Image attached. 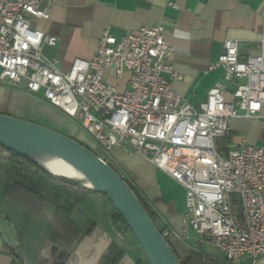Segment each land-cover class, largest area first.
I'll list each match as a JSON object with an SVG mask.
<instances>
[{
	"label": "built area",
	"instance_id": "2783aa9c",
	"mask_svg": "<svg viewBox=\"0 0 264 264\" xmlns=\"http://www.w3.org/2000/svg\"><path fill=\"white\" fill-rule=\"evenodd\" d=\"M42 2L0 0V80L13 87L24 82L28 93H42L51 106L77 119L108 164L115 148L128 147L180 184L186 224L228 264L264 257V147L242 140L224 157L215 146L231 134L232 119L255 118L264 107V39L258 53L244 60L237 41H223V52L210 67L223 69L222 81L195 109L162 76L180 78L170 63L162 24L119 39L105 31L91 59H74L61 73L57 60L42 55L43 46L55 47L57 38L29 20L49 19L50 9ZM108 70L118 80L128 73L129 88L109 83ZM233 82L234 101L228 102L226 83ZM160 232L165 240L171 235Z\"/></svg>",
	"mask_w": 264,
	"mask_h": 264
},
{
	"label": "crops",
	"instance_id": "0c3cea01",
	"mask_svg": "<svg viewBox=\"0 0 264 264\" xmlns=\"http://www.w3.org/2000/svg\"><path fill=\"white\" fill-rule=\"evenodd\" d=\"M41 6L49 7V19L29 20L46 36L57 38L55 47L43 46L42 55L57 60L61 73L74 59H91L105 31L119 39L162 24L171 48L170 63L180 78L162 76L195 109L222 81L223 69L210 67L222 54L223 41H237L238 56L244 60L258 53L264 39V0H43ZM106 75L118 89L129 88L128 73L120 80L112 70ZM226 86L225 100L233 102L235 83ZM0 114L56 129L85 146L92 144L98 154L102 151L80 124L51 106L42 93H28L24 82L13 87L0 80ZM231 134L233 146L242 140L256 145L264 139V107L255 118L232 119ZM1 158L8 166L6 170L0 166V264H97L111 245L122 252L118 264H148L133 236L114 226L113 208L104 195L46 180L61 191L59 198L44 190L34 194L29 179H22L0 152ZM109 161L154 212L157 224L171 232L169 242L181 260L191 252L204 253L201 243L209 241L201 240L186 224L185 190L180 184L128 147L115 148ZM179 247L185 250L183 257ZM242 260L264 264V257L255 263L249 257Z\"/></svg>",
	"mask_w": 264,
	"mask_h": 264
},
{
	"label": "water",
	"instance_id": "95a60500",
	"mask_svg": "<svg viewBox=\"0 0 264 264\" xmlns=\"http://www.w3.org/2000/svg\"><path fill=\"white\" fill-rule=\"evenodd\" d=\"M0 148L31 160L55 178L28 153L17 148L48 152L69 163L91 182V186L65 179L106 197L148 264H181L123 177L84 144L49 127L0 114Z\"/></svg>",
	"mask_w": 264,
	"mask_h": 264
},
{
	"label": "trees",
	"instance_id": "16d2710c",
	"mask_svg": "<svg viewBox=\"0 0 264 264\" xmlns=\"http://www.w3.org/2000/svg\"><path fill=\"white\" fill-rule=\"evenodd\" d=\"M233 145H234V141H233L232 134H230L228 137L220 138V139H217L215 141V146H216L219 154L221 156H224V157L226 156L228 148H230ZM3 151H6V150H3L2 148H0V152H3ZM6 152H8L10 154V157L8 158V160L10 161L11 165L13 166L14 171L22 179H24V180L29 179V181L31 182V185L33 187L32 192L34 194L41 193V191L44 190L45 193L48 194L50 197H52L54 199L59 198V196L61 195V193H60L61 191L59 192V190L55 186H53V187L48 186L47 183L44 182L43 180L54 181L55 183H58L59 185H64V182H66V180L52 177L47 172L42 170L39 166H37L34 162H32L31 160H29L23 156L17 155L15 153H12L9 151H6ZM31 167L33 168L34 172L30 171ZM115 171L121 176V174L116 169H115ZM123 179L129 185V187L133 190V192L135 193V195L137 196V198L140 200L143 207L145 208L150 219L155 223V225L158 227V229L160 231L162 229H166V228L160 227L157 224V220H156L154 212L146 205V203L140 197V195L136 192V190L129 184L128 180H126L124 177H123ZM234 203H235V205L237 204L236 198H234ZM112 221H113L114 226L120 232H122L123 234H131L129 232L126 224L124 223V221L121 219V217L118 215V213H116L114 211V209H113V213H112ZM166 230H168V229H166ZM169 239H170V237L168 239H166V241L168 242L170 249L173 251V253L178 258V260L181 264H228L224 261H219L217 259H214V258H212V257H210V256H208L202 252H191V253H189V255L185 259L181 260L178 257L173 246L169 242ZM121 258H122V252L115 245H111L97 264H118V262L120 261Z\"/></svg>",
	"mask_w": 264,
	"mask_h": 264
},
{
	"label": "bare ground",
	"instance_id": "6f19581e",
	"mask_svg": "<svg viewBox=\"0 0 264 264\" xmlns=\"http://www.w3.org/2000/svg\"><path fill=\"white\" fill-rule=\"evenodd\" d=\"M19 151L28 153L33 159H35L45 170L50 174L55 175L57 178L64 180H74L78 181L82 185L91 186V182L77 171L72 165L61 160L57 156L36 150V149H27V148H17ZM67 178V179H65Z\"/></svg>",
	"mask_w": 264,
	"mask_h": 264
},
{
	"label": "rangeland",
	"instance_id": "374dc122",
	"mask_svg": "<svg viewBox=\"0 0 264 264\" xmlns=\"http://www.w3.org/2000/svg\"><path fill=\"white\" fill-rule=\"evenodd\" d=\"M72 121L74 122V123H76V124H80V122L76 119H72ZM44 126V125H43ZM52 129V128H51ZM54 130H56V129H54ZM56 131H58V130H56ZM58 132H60V133H62L61 131H58ZM62 134H64V133H62ZM68 136V135H67ZM238 136H243L244 137V134L243 133H238ZM88 146V148H90L94 153H96L97 154V150L95 149V147L92 145V144H89V145H87ZM256 146H258V147H264V139H258V142L256 143ZM1 153H4L5 154V157H7V158H9L10 157V154L8 153V152H6V151H3V152H1ZM0 166H1V168H3V169H5L8 165H7V160H5L4 158H1V160H0ZM29 167V166H28ZM30 169H33L32 167L30 168ZM6 170V169H5ZM59 179V178H58ZM52 182H54V181H52ZM130 184V183H129ZM69 185H77V184H75V183H73V182H70V181H67L66 180V182H64V185L63 186H69ZM131 185V184H130ZM132 186V185H131ZM133 187V186H132ZM235 210H236V213L238 214V216L241 218V210L239 209V206H238V204H236L235 206ZM177 251H178V254H179V256L180 257H183L184 256V254H185V250H184V248H177ZM201 251H203L205 254H207L208 256H210V257H212V258H214V259H218V260H222V259H224L223 258V255H222V253L214 246V245H212L211 243H209V242H202L201 243ZM248 263V260H242L241 262H240V264H247Z\"/></svg>",
	"mask_w": 264,
	"mask_h": 264
}]
</instances>
